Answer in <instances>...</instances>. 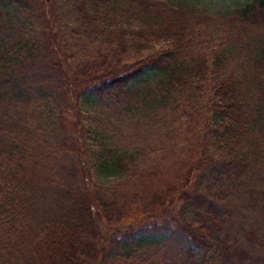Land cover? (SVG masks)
Segmentation results:
<instances>
[{
    "label": "trees",
    "instance_id": "obj_1",
    "mask_svg": "<svg viewBox=\"0 0 264 264\" xmlns=\"http://www.w3.org/2000/svg\"><path fill=\"white\" fill-rule=\"evenodd\" d=\"M111 2L0 0V264H82L84 255L100 264H130L163 242L174 254L184 248L190 255L174 264L209 258L242 264L250 253L223 230V204L212 194L245 171L264 172V121L248 120L236 77L222 72L228 54L218 40L204 46L198 39L196 31L211 16L162 0H125L140 22L124 25L109 14ZM65 12L80 57L66 55L57 41L53 24L66 27ZM221 18L253 35L260 47L255 63L264 70V0H249ZM65 61L75 66L74 87ZM68 95L77 118L66 132L60 112ZM124 98L132 100L127 110L144 104L146 114L163 111L147 126L154 139L191 132L195 154L155 166L127 164L99 129L81 122L92 113L79 110L82 102ZM257 126L262 130L257 142L250 140V163L236 152ZM113 164L124 170L122 178L98 184L96 176L109 175ZM194 177L199 190L206 181V192L192 194ZM190 208L204 216L198 227L195 219L180 224L179 212ZM98 213L119 227L100 248L86 238L96 232ZM178 236L182 242L172 243Z\"/></svg>",
    "mask_w": 264,
    "mask_h": 264
},
{
    "label": "rangeland",
    "instance_id": "obj_2",
    "mask_svg": "<svg viewBox=\"0 0 264 264\" xmlns=\"http://www.w3.org/2000/svg\"><path fill=\"white\" fill-rule=\"evenodd\" d=\"M121 1L125 2V0H112L109 14L124 25L125 23L135 24L140 22L139 17L134 12L135 9L128 7L127 3H121ZM162 1H166L171 8L174 7L175 9H179L180 7H183V9H188L187 7L197 8L212 17L213 21L208 20L205 26L200 25V29L196 31L199 33L198 39L203 42V45L204 43L214 45L216 39L218 40L216 42L218 48L228 54L225 57L226 62L222 63V72L233 74L236 77L240 95L245 97V100L249 103L248 120H250V123L251 121H264V70L255 63V59L260 56L258 42L254 40L251 33H240L238 32L240 31L238 28H234L232 25H225V21L221 18L223 14L244 5L249 0ZM62 5L64 7V1H61L57 7L59 12L62 9L60 8ZM64 21L66 27H61L59 23L53 24L55 34L57 33L58 37L57 41L60 43L59 46L64 52L68 53L66 55L75 53L76 57H80L79 40L74 39V33L68 29V26L71 27L74 22L70 20L67 12H65ZM69 63L71 62L65 61L63 65L65 68L64 72L70 76L68 81L74 87L75 80L77 79L73 74L75 66ZM66 101L67 104L63 106L60 113L66 120L65 128L68 129L66 131L68 132L72 130L71 126L76 121L77 110L73 107L76 105V102L70 99L69 95ZM129 103H132V100L128 98L122 99L121 102L107 100L98 106L82 102L79 110L91 112L92 118L87 119L82 117L81 122L99 129L100 137L108 138L111 148L122 154L127 164L129 162L137 164H146L148 162V166H155L161 165V161L163 160L166 163H170L180 159L183 160L185 157H192L195 154L197 144L191 132H189L188 136H185L184 134L177 133L178 130H175V133L169 136L166 135L163 138L154 139L155 134H150L147 126L154 124L160 115H163V111L157 110L151 115L146 114L148 107L144 106V104H141L139 109L131 111L125 109ZM140 110H144L145 113H141ZM139 118L147 123H140L141 126H137V122H140ZM107 123L109 124L106 128ZM258 126L260 127V125ZM258 126L255 128V133L248 136L247 142L244 145L243 142L240 145L241 147L237 149L236 157L250 163L254 162L252 158L253 154L249 153V143L252 139H255L256 142L258 141L262 130ZM115 129L119 132H116ZM162 144L166 147H161ZM123 172L124 170L121 172L113 164L109 175L99 173L95 181L98 184L102 182L105 185H111L122 178ZM243 173L242 179H239L238 176L237 179L235 178L231 181L230 185L225 186L224 184L223 187L214 189L212 197L222 201L223 212H225V214L223 213V216H225L223 225L225 233L231 235L235 246L239 247L242 251L250 253V259L244 261L242 264H264V172H258L255 176L246 171ZM194 181L191 186L192 194L194 192L198 194L201 191L206 192V181L200 190L197 186L198 180L196 177H194ZM179 213L183 215L179 216L181 226H185L188 222H192L195 219V226L198 227V224H201L204 220V216L192 208ZM120 216L122 217L123 214L121 213ZM116 218L118 219V217ZM95 219L96 232L90 230V234L86 235V238L87 240L94 241L95 245L100 248L102 246L100 243L102 238H106L112 232H116L119 227L106 223L99 213ZM238 228L241 232L238 231ZM173 242L178 244L182 242V239L178 236ZM165 246L166 243L163 242L148 247L144 251V255L135 258L130 264H174V261L176 260L177 262L180 256L184 260H188L190 257L184 248L178 249L174 254V251L169 250V248L165 249ZM94 259L95 257L92 258L84 255L82 264H100ZM209 259L211 261L208 260L204 264H218L215 260ZM194 260H198L197 255Z\"/></svg>",
    "mask_w": 264,
    "mask_h": 264
}]
</instances>
